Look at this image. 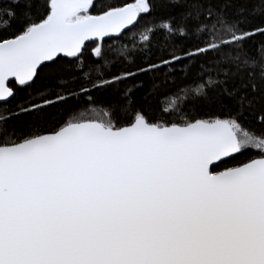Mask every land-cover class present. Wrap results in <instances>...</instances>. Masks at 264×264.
<instances>
[{
  "label": "snow or ice",
  "instance_id": "snow-or-ice-1",
  "mask_svg": "<svg viewBox=\"0 0 264 264\" xmlns=\"http://www.w3.org/2000/svg\"><path fill=\"white\" fill-rule=\"evenodd\" d=\"M250 3L0 5V101L46 81L0 119V264H264V131L242 123L258 109L264 129ZM133 30L143 47L118 66L105 41ZM154 73L183 75L182 104L157 114L129 99ZM120 85L123 104L93 96Z\"/></svg>",
  "mask_w": 264,
  "mask_h": 264
},
{
  "label": "trees",
  "instance_id": "trees-1",
  "mask_svg": "<svg viewBox=\"0 0 264 264\" xmlns=\"http://www.w3.org/2000/svg\"><path fill=\"white\" fill-rule=\"evenodd\" d=\"M6 0H0V5L4 4ZM135 0H94L96 4V9L92 10L93 15L99 14L98 9L101 6H106L108 4H114L117 6H123L124 4L134 3ZM159 11V9L157 10ZM248 15L250 16L249 23L253 25H259L264 27V0H251V3L248 8ZM145 19H151V17H145ZM143 23V21H142ZM135 33V35H133ZM88 44L89 51L94 44L92 42L86 43ZM105 44L113 45V51L109 56V59L119 65H123L127 63V60L121 53V49L127 48L128 54L127 59L131 60L139 56L141 48L143 47L139 32L137 30H133L132 32H127L125 37H122L119 41L115 40H106ZM248 48L254 51L255 56L257 59L260 58V53L264 51V36L257 34L253 39L248 41ZM191 62H186V65H190ZM177 67H181L177 65ZM108 68H102L101 72L108 71ZM135 71V68L132 69ZM250 71L256 72L258 68H250ZM167 71V70H166ZM117 74H120L117 72ZM192 74L194 75L195 72L192 70ZM153 76L158 77L155 81L153 80ZM110 78V77H109ZM191 76L189 77V79ZM185 82V78L182 74H177L175 76H165L164 73H154L150 74L149 76H142L136 82L137 84H143V87L140 88L139 91L133 90V94L129 97L130 100H134L137 107H143L145 110L151 112H155L157 114L162 113L165 110L171 109L174 104L176 103H183L184 96L183 93L180 94V99L176 100L175 96L173 95L176 92L177 85H180ZM46 83V81H38L37 85L33 86V89H23L18 90L17 95L14 98L8 100L7 103L0 102V119L7 117L9 115L14 114L18 111L17 106L26 103V101L30 98L29 93L34 92V89L40 87L42 84ZM153 83H155L156 87H153ZM71 86V85H68ZM119 91L116 88L108 89L107 92L104 93H97L94 92L93 96L101 98L105 101H112L113 103L117 100L120 101L121 104L124 103L123 97L125 93L128 91V87H131V84L128 87L124 85H120ZM108 107L107 103L100 104ZM189 110H192L191 103L189 104ZM54 113L56 110H52ZM175 114V113H174ZM259 110L253 112H246L242 123L243 126L250 131H255L259 133L264 131L259 126ZM10 124H19L20 121L18 120H11L9 121ZM252 151L246 152L243 156H236L234 160L226 159L224 163H218L216 165V171L222 170L225 167H230L238 164L239 162L247 160V158L251 155Z\"/></svg>",
  "mask_w": 264,
  "mask_h": 264
},
{
  "label": "rangeland",
  "instance_id": "rangeland-1",
  "mask_svg": "<svg viewBox=\"0 0 264 264\" xmlns=\"http://www.w3.org/2000/svg\"><path fill=\"white\" fill-rule=\"evenodd\" d=\"M89 107H96V108H101V107H103V108H105V109H107L105 106H103V105H100V104H97V105H90ZM90 115H96V113H89ZM253 154V151L251 152V155Z\"/></svg>",
  "mask_w": 264,
  "mask_h": 264
},
{
  "label": "water",
  "instance_id": "water-1",
  "mask_svg": "<svg viewBox=\"0 0 264 264\" xmlns=\"http://www.w3.org/2000/svg\"><path fill=\"white\" fill-rule=\"evenodd\" d=\"M131 4H133V3H129L128 5H131ZM88 42H91V41H86L85 43H88ZM14 79V78H13ZM0 102H3V101H0ZM246 161V160H245ZM216 165L218 164V163H220V162H214ZM235 166V165H234ZM230 167H232V166H230ZM223 170V169H222ZM218 171H221V170H218Z\"/></svg>",
  "mask_w": 264,
  "mask_h": 264
}]
</instances>
